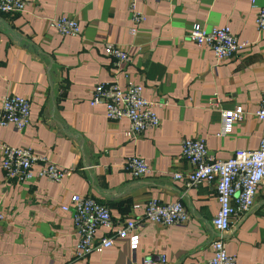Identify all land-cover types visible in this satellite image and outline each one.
<instances>
[{
  "label": "crops",
  "instance_id": "0c3cea01",
  "mask_svg": "<svg viewBox=\"0 0 264 264\" xmlns=\"http://www.w3.org/2000/svg\"><path fill=\"white\" fill-rule=\"evenodd\" d=\"M256 4L264 6V0ZM129 7L130 0H31L24 12L0 13V100L12 93L31 101L25 129L0 126V264H130L133 257L141 264L161 254L165 264H205L211 256L215 185L187 187L184 178H175L191 167L182 141L202 137L220 159L258 147L264 129L255 114L264 88V32L257 30L256 8L247 0L137 1L146 15L139 25ZM60 16L78 19L81 34L61 35L49 24ZM193 24L226 25L248 46L218 60L209 47L190 39ZM105 43L128 50L130 62L116 65ZM111 82L142 85L146 98L162 104L155 108L159 127L131 138L127 118L109 119L103 104L91 105L94 87ZM214 94L220 97L218 109L208 106ZM238 105L244 113L232 132L217 135L219 110ZM3 144L30 147L71 173L61 182L7 179ZM130 156L145 159L151 173L130 175L124 169ZM73 194L107 205L116 222L141 218L143 205L153 198L182 201L190 218L172 226L145 223L135 251L129 238L101 228L98 237L112 236L114 245L79 258L71 213L62 209ZM223 243L236 264H264V185L251 211L232 218Z\"/></svg>",
  "mask_w": 264,
  "mask_h": 264
},
{
  "label": "built area",
  "instance_id": "2783aa9c",
  "mask_svg": "<svg viewBox=\"0 0 264 264\" xmlns=\"http://www.w3.org/2000/svg\"><path fill=\"white\" fill-rule=\"evenodd\" d=\"M137 1L130 0L132 21L139 25L145 21L146 15L137 9ZM173 1V0H160ZM256 8L255 25L259 32H264V6H257L256 0H247ZM31 5V0H0V13L12 14L24 12ZM49 24L63 36H78L82 27L78 19L60 16L52 19ZM130 28L135 34L137 26ZM190 39L197 45H206L211 49L216 59L232 58L243 52L248 43L240 42L226 25L206 28L193 24ZM107 55L115 60L116 65L130 62L128 50L114 43H105ZM1 66V57H0ZM91 105L103 104L109 119L127 118L129 128L126 135L136 138L147 130H155L160 125V119L155 110L162 104L152 101L143 95V86L129 82L121 87L117 82L99 83L92 92ZM220 97L216 94L208 98V106L218 109ZM220 112L219 136L232 132L233 125L243 116L241 106L233 109H223ZM258 120L264 122V88L261 91L256 110ZM31 122V101L28 97L6 93L0 100V126L12 125L17 130L25 129ZM182 154L190 164L185 172L175 173V178L185 179L187 187H196L202 182H212L215 185L218 209L211 219V225L216 233L210 243L211 256L205 264H236L235 258L227 254L223 236L231 228L234 217L242 218L251 211L258 188L264 185V129L256 149H236L226 158L220 159L212 155L202 137L186 138L182 141ZM40 164L35 172L34 166ZM1 166L7 179L30 181L36 177L49 181L61 182L71 173V169L61 167L51 162L46 156L37 155L30 147L2 145ZM124 169L133 177L138 178L151 173V165L143 158L130 156L126 159ZM140 205H134L139 208ZM62 209L71 213L74 228L78 235L77 256L87 258L94 250H102L114 245V237H98V230L115 229L118 238H129L133 251L139 242V231L147 222L163 226L185 224L190 215L182 201L162 202L153 198L143 205V214L139 219L114 221L109 207L95 198L87 195L73 194L71 205H63ZM2 218L3 215H0ZM167 258L161 254L159 258L144 257L141 264H165ZM130 264H138L135 257Z\"/></svg>",
  "mask_w": 264,
  "mask_h": 264
}]
</instances>
